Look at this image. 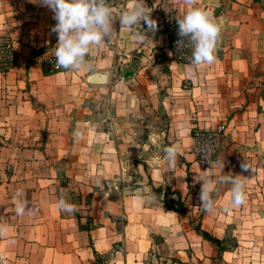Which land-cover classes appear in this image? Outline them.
<instances>
[{
    "label": "crops",
    "instance_id": "obj_1",
    "mask_svg": "<svg viewBox=\"0 0 264 264\" xmlns=\"http://www.w3.org/2000/svg\"><path fill=\"white\" fill-rule=\"evenodd\" d=\"M133 3L134 0H112L109 5L118 19L121 11ZM145 3L152 9L151 18L157 21V30L146 31L148 37L141 42L143 51L138 50L139 42L133 36L140 26L121 29L116 20L113 25L116 35L108 44L92 47L88 57L90 69H62L49 75L42 61L47 57L55 58L57 35L51 31L56 24L53 12L32 0H0V41L9 39L17 55L12 69L0 71V225L5 228L0 234V264L134 262L130 251L133 250L131 244H136L131 242V228L128 223L119 228L113 220L118 215L128 220L130 215H125L134 212L129 203L137 204L140 198H111L107 192L94 188L95 180L99 185L104 182L100 177L90 178L85 170L99 172L106 150L91 142L94 136L87 129L79 135L73 133L70 113L75 98L83 91L100 87L86 82L89 75L114 65L112 73L130 82V86L140 80L147 84L148 90L152 85L164 90L168 93L166 98L174 104H195L197 120L207 119L201 116L202 107L210 110L206 115H214L218 108L228 116L234 106L241 108L251 101L247 98L250 88L244 82L236 98L221 99L225 89L228 90L225 83L230 76L225 68L207 64L190 65L186 69L168 63L153 66L152 58L161 51L156 47L166 42L158 12L167 8L185 12L188 6L184 0H145ZM196 6L208 12L215 10V19L221 25V39H231L240 47V52L248 50L253 57L264 56V12L256 11L257 15L251 18L246 14L258 6L250 8L248 4L231 0H196ZM141 28H147L143 21ZM167 64L170 71H163ZM230 69L233 74L235 68ZM104 74L108 82L109 73ZM183 78L191 79L193 85L189 90L181 87ZM83 125H87L86 122ZM89 157L93 158L92 162ZM150 185L156 188L153 180ZM162 187L166 188L164 184ZM184 190L181 186L175 187L181 197L186 193ZM18 191L37 209L33 215L16 214ZM62 195L76 207L74 213L57 208ZM88 217L91 218L89 224L86 223ZM121 240L125 242L119 245ZM120 251H125V257L118 256Z\"/></svg>",
    "mask_w": 264,
    "mask_h": 264
},
{
    "label": "rangeland",
    "instance_id": "obj_2",
    "mask_svg": "<svg viewBox=\"0 0 264 264\" xmlns=\"http://www.w3.org/2000/svg\"><path fill=\"white\" fill-rule=\"evenodd\" d=\"M231 1L248 4L250 8L258 6L246 13L250 18L257 15L256 11L264 12V0ZM170 12L181 17L185 13L173 8L158 12L164 35V19ZM209 12L215 18V10ZM167 47L166 36L163 46L156 47L161 51L152 58L153 66L164 63L179 66L168 59ZM138 50L143 51L141 42ZM239 50L231 39L220 37L216 60L207 65L225 68L230 75L225 83L228 90L225 89L221 99L236 98L242 82L250 88L247 98L253 105L247 101L241 108L234 106L228 116L218 108L214 115H206L210 110L202 107L201 116L207 119L197 120L195 104H174L166 98L168 93L164 90L152 85L149 91L140 80L130 86V82L112 73L114 65L99 71L109 73L107 83L83 91L74 100L70 113L73 133L87 129L94 136L91 142L106 150L99 172L85 170L90 178L100 177L104 182L99 185L95 180L94 188L107 192L111 198H140L137 204L128 202L134 208V212L125 215H130L128 220L121 215L113 220L119 228L125 223L131 228V242L136 244H131L133 264H264V56L253 57L248 50ZM168 64L162 65L163 71H170ZM187 66L190 64H181L184 69ZM231 67L235 68L234 76ZM192 85L189 78L181 81L184 90ZM219 127L223 128L219 131ZM171 145L179 149L175 169L170 168L162 152V148ZM205 152L212 161L224 162L223 169L221 163L209 164ZM89 160L92 162L93 158ZM242 163L251 169L244 171ZM198 175H207L212 180L214 205L206 213L199 199L202 182L195 181ZM235 175H242L244 185V202L240 205L230 203L232 185L217 182L221 176ZM152 180L155 189L150 185ZM177 186L185 188L186 193L180 196L187 211L185 217L169 210L176 207ZM197 227L220 241V251L195 232ZM118 256L125 257V251Z\"/></svg>",
    "mask_w": 264,
    "mask_h": 264
},
{
    "label": "clouds",
    "instance_id": "obj_3",
    "mask_svg": "<svg viewBox=\"0 0 264 264\" xmlns=\"http://www.w3.org/2000/svg\"><path fill=\"white\" fill-rule=\"evenodd\" d=\"M32 2L39 3L53 12L56 24L51 31L57 35L54 52L57 68L76 70L87 67L90 69L92 65L88 57L91 56L92 47H99L116 35L117 32L113 27L116 20L119 21L121 29L131 30L137 25L140 26L141 30L133 33L137 42H143L148 37L146 31L154 33L157 30V21L151 18L152 9L146 5L145 0H134L129 8L121 11L118 19L114 16L108 0H32ZM184 3L188 7L182 18H177L180 37L176 42L177 47L190 50V65H211L216 60L215 51L221 25L210 12L196 6V0H184ZM142 21L147 26L146 30L141 28ZM178 151L176 145L162 148L164 158L171 169H175L178 165ZM203 155L209 164L221 163L223 169L224 162L212 161L207 152ZM241 168L244 171L251 169L246 163H242ZM240 177L242 175L221 176L217 181L232 185L230 203L234 205L244 202V185ZM195 181L202 182L199 195L201 206L206 211H211L214 205L211 198L212 180L207 175H198L195 176ZM16 198L15 211L18 216H23L26 212L28 215H33L37 211L30 206L22 192L18 191ZM137 198L139 199V196ZM56 206L67 213L76 211V207L68 203L63 195L58 199ZM4 231V226L0 225V234Z\"/></svg>",
    "mask_w": 264,
    "mask_h": 264
},
{
    "label": "built area",
    "instance_id": "obj_4",
    "mask_svg": "<svg viewBox=\"0 0 264 264\" xmlns=\"http://www.w3.org/2000/svg\"><path fill=\"white\" fill-rule=\"evenodd\" d=\"M109 1V0H108ZM177 18H182L177 14L170 12L164 19V31L168 39V59L179 65H188L189 64V55L190 50L182 49L177 47V41L180 39L178 36V24ZM17 61V55L12 49L9 39L4 38L0 41V67L8 68V71L12 69ZM13 66V67H11ZM43 69L50 73H56L61 68L56 67V61L53 57H47L42 61ZM11 67V68H10ZM223 127H219L222 129Z\"/></svg>",
    "mask_w": 264,
    "mask_h": 264
},
{
    "label": "trees",
    "instance_id": "obj_5",
    "mask_svg": "<svg viewBox=\"0 0 264 264\" xmlns=\"http://www.w3.org/2000/svg\"><path fill=\"white\" fill-rule=\"evenodd\" d=\"M11 67H13V66H11ZM0 71L1 72H6V71H8V68L0 67ZM176 195L178 197L177 201L175 202L176 207L175 208H170V210H172L173 212L177 213L178 215H180L182 217H185L186 214H187V211H186V209L184 207V204H183V202L181 200L180 195L178 193ZM87 198H91V195H87ZM202 211H203V213L207 212L204 208H203ZM86 223H88V224L91 223V218L88 217L86 219ZM79 227L84 228V226H82L81 224H79ZM195 232L197 234H199L200 236H202L203 239H205L208 242H210L211 244H214L215 246H217V251H220V246H219L220 241H218L217 239L211 237L209 234H207L203 230H200L199 227L195 228Z\"/></svg>",
    "mask_w": 264,
    "mask_h": 264
},
{
    "label": "water",
    "instance_id": "obj_6",
    "mask_svg": "<svg viewBox=\"0 0 264 264\" xmlns=\"http://www.w3.org/2000/svg\"><path fill=\"white\" fill-rule=\"evenodd\" d=\"M86 82L93 85H101L107 83V76L104 73H94L86 78Z\"/></svg>",
    "mask_w": 264,
    "mask_h": 264
}]
</instances>
